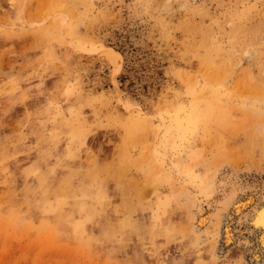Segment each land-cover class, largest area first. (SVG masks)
<instances>
[{"label":"rangeland","instance_id":"rangeland-1","mask_svg":"<svg viewBox=\"0 0 264 264\" xmlns=\"http://www.w3.org/2000/svg\"><path fill=\"white\" fill-rule=\"evenodd\" d=\"M263 76L264 0H0V264H247L183 179L264 177Z\"/></svg>","mask_w":264,"mask_h":264},{"label":"bare ground","instance_id":"bare-ground-1","mask_svg":"<svg viewBox=\"0 0 264 264\" xmlns=\"http://www.w3.org/2000/svg\"><path fill=\"white\" fill-rule=\"evenodd\" d=\"M62 22H65V20ZM109 53L112 58L114 57L118 61L119 54L116 50H109ZM252 78V74L249 73V81ZM256 94L253 98L254 105L251 106L252 108L254 106L256 111L258 110L257 112L264 121V76L261 95ZM251 96L248 99H251ZM154 122L158 132L162 134L172 133L175 128L177 129L178 126L176 127V125H179L176 119H169L166 122L161 117L154 118ZM256 132L261 139L260 156L255 161L258 164L264 159V127L257 129ZM249 149L251 152V149H254L253 145ZM250 168L251 166L237 168L230 164L223 165L217 168L208 182L201 178V186H199V183L192 182L187 178H184L183 181L189 185L188 188L192 187L207 200H213L214 192L219 186L228 187L226 192L220 195L216 201L213 200L214 204L208 205L207 208L202 209L198 206L201 201L198 202L197 197H188L189 200L193 201L195 228L203 230L212 223L215 225L216 244L219 241V246L216 245L213 252L214 256L217 258L221 256L229 243L233 245L234 243L240 244L243 242L246 247L244 261L247 264H264V180L259 178L258 175L252 174L254 171ZM221 173H223V176L220 175ZM250 174L253 176H250Z\"/></svg>","mask_w":264,"mask_h":264},{"label":"crops","instance_id":"crops-1","mask_svg":"<svg viewBox=\"0 0 264 264\" xmlns=\"http://www.w3.org/2000/svg\"><path fill=\"white\" fill-rule=\"evenodd\" d=\"M258 155L260 156L259 152H258ZM253 163H257V162H253ZM252 176H253V175H252ZM260 176H261L262 178H264L262 174H260ZM258 177H259V176H258ZM262 178H261V179H262ZM263 180H264V179H263Z\"/></svg>","mask_w":264,"mask_h":264}]
</instances>
